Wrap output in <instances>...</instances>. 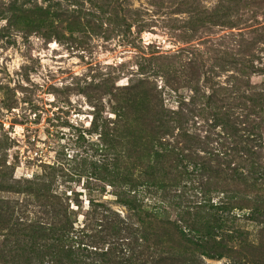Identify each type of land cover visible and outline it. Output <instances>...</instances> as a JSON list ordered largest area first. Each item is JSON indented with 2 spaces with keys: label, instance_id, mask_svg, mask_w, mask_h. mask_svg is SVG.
<instances>
[{
  "label": "rangeland",
  "instance_id": "obj_1",
  "mask_svg": "<svg viewBox=\"0 0 264 264\" xmlns=\"http://www.w3.org/2000/svg\"><path fill=\"white\" fill-rule=\"evenodd\" d=\"M60 263L264 264V0H0V264Z\"/></svg>",
  "mask_w": 264,
  "mask_h": 264
},
{
  "label": "trees",
  "instance_id": "obj_2",
  "mask_svg": "<svg viewBox=\"0 0 264 264\" xmlns=\"http://www.w3.org/2000/svg\"><path fill=\"white\" fill-rule=\"evenodd\" d=\"M66 230L64 229V226H62V227H59V231H56V232H60V234L61 233H64ZM209 258H211V259H213V258H215L214 256L215 255H213V254H209V255H207ZM61 264V263H60Z\"/></svg>",
  "mask_w": 264,
  "mask_h": 264
}]
</instances>
